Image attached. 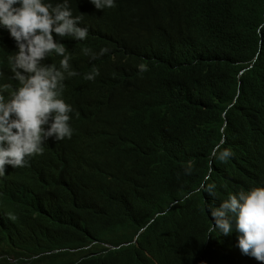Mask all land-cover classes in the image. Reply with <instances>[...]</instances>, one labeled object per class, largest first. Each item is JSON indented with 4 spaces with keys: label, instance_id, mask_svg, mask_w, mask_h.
Masks as SVG:
<instances>
[{
    "label": "trees",
    "instance_id": "trees-1",
    "mask_svg": "<svg viewBox=\"0 0 264 264\" xmlns=\"http://www.w3.org/2000/svg\"><path fill=\"white\" fill-rule=\"evenodd\" d=\"M69 4L89 36L64 71L73 135L0 176V264H223L209 206L264 187V0ZM12 41L0 30L6 101Z\"/></svg>",
    "mask_w": 264,
    "mask_h": 264
},
{
    "label": "clouds",
    "instance_id": "clouds-1",
    "mask_svg": "<svg viewBox=\"0 0 264 264\" xmlns=\"http://www.w3.org/2000/svg\"><path fill=\"white\" fill-rule=\"evenodd\" d=\"M91 3L98 10L114 7V0ZM83 17L82 13L73 15L69 0L55 5L44 0H0V30L5 33L7 29L15 40L12 43L18 51L11 63L13 79L19 82L7 101L0 87V176L7 167H27L34 156L43 154L45 141L71 139L73 107L61 97L64 71L69 69V42L77 45V41L89 37L88 29L80 26ZM84 51L88 54L90 49ZM107 52L101 49L100 55ZM140 70H146L144 65ZM77 74L68 72L69 76ZM98 75L93 67L84 79L93 81ZM213 151L215 155L217 150ZM230 156V150L224 148L217 158L225 162ZM186 171H191L190 164ZM204 190L216 196L214 184ZM209 210L213 221L209 232L217 231L227 245L223 264H264L263 186L229 194L219 207L210 205ZM197 264L215 263L201 257Z\"/></svg>",
    "mask_w": 264,
    "mask_h": 264
}]
</instances>
